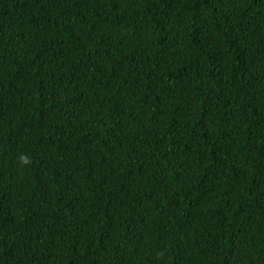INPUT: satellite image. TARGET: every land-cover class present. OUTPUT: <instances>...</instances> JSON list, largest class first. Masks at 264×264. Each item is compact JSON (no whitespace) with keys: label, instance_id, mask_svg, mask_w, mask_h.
Segmentation results:
<instances>
[{"label":"trees","instance_id":"1","mask_svg":"<svg viewBox=\"0 0 264 264\" xmlns=\"http://www.w3.org/2000/svg\"><path fill=\"white\" fill-rule=\"evenodd\" d=\"M0 264H264V0H0Z\"/></svg>","mask_w":264,"mask_h":264},{"label":"clouds","instance_id":"2","mask_svg":"<svg viewBox=\"0 0 264 264\" xmlns=\"http://www.w3.org/2000/svg\"><path fill=\"white\" fill-rule=\"evenodd\" d=\"M19 159L22 160L25 163L30 162L29 159H28V157H26V156H21Z\"/></svg>","mask_w":264,"mask_h":264}]
</instances>
